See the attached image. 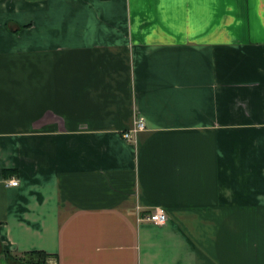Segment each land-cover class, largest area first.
<instances>
[{
    "label": "crops",
    "instance_id": "crops-1",
    "mask_svg": "<svg viewBox=\"0 0 264 264\" xmlns=\"http://www.w3.org/2000/svg\"><path fill=\"white\" fill-rule=\"evenodd\" d=\"M33 250L264 264V0H0V264Z\"/></svg>",
    "mask_w": 264,
    "mask_h": 264
},
{
    "label": "built area",
    "instance_id": "built-area-1",
    "mask_svg": "<svg viewBox=\"0 0 264 264\" xmlns=\"http://www.w3.org/2000/svg\"><path fill=\"white\" fill-rule=\"evenodd\" d=\"M143 128H144L143 120L137 119L130 129L122 132V137L127 141H131L135 133H137V131L142 130ZM7 183L9 185L14 186L17 184V180H9ZM166 219H167L166 211H164L162 208H155V210H153L151 213L145 216V220L150 221L154 224H162L166 222Z\"/></svg>",
    "mask_w": 264,
    "mask_h": 264
},
{
    "label": "trees",
    "instance_id": "trees-1",
    "mask_svg": "<svg viewBox=\"0 0 264 264\" xmlns=\"http://www.w3.org/2000/svg\"><path fill=\"white\" fill-rule=\"evenodd\" d=\"M6 258L10 260L20 261V264H49L50 255L41 250H33L24 252L20 256L4 253Z\"/></svg>",
    "mask_w": 264,
    "mask_h": 264
},
{
    "label": "rangeland",
    "instance_id": "rangeland-1",
    "mask_svg": "<svg viewBox=\"0 0 264 264\" xmlns=\"http://www.w3.org/2000/svg\"><path fill=\"white\" fill-rule=\"evenodd\" d=\"M48 263H49V260H48Z\"/></svg>",
    "mask_w": 264,
    "mask_h": 264
}]
</instances>
